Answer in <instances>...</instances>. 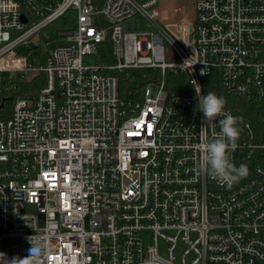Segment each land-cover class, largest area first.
<instances>
[{
	"label": "built area",
	"instance_id": "1",
	"mask_svg": "<svg viewBox=\"0 0 264 264\" xmlns=\"http://www.w3.org/2000/svg\"><path fill=\"white\" fill-rule=\"evenodd\" d=\"M174 2L0 0V105L8 75L47 77L0 117V264H264V118L237 125L228 187L199 171L222 117L202 133L197 110L264 104V0Z\"/></svg>",
	"mask_w": 264,
	"mask_h": 264
},
{
	"label": "clouds",
	"instance_id": "2",
	"mask_svg": "<svg viewBox=\"0 0 264 264\" xmlns=\"http://www.w3.org/2000/svg\"><path fill=\"white\" fill-rule=\"evenodd\" d=\"M226 103L223 97L217 96L214 92L202 94L200 91L197 110L203 113L205 120L201 132L203 133L209 125H214L218 117L222 118L218 120L219 133H214L212 139H206L199 145L201 150L199 171L231 187L246 178L249 170L244 164L237 167L233 163L231 154L235 151L240 136L237 126L240 118L225 112ZM9 264H33V258L31 256L25 259L14 258Z\"/></svg>",
	"mask_w": 264,
	"mask_h": 264
},
{
	"label": "trees",
	"instance_id": "3",
	"mask_svg": "<svg viewBox=\"0 0 264 264\" xmlns=\"http://www.w3.org/2000/svg\"><path fill=\"white\" fill-rule=\"evenodd\" d=\"M56 42V40L50 41L48 43L49 48H52ZM103 54L106 56L108 53L103 52ZM45 56L46 54H43L42 58H45ZM125 74L122 75L123 79L121 80L122 87L124 89L123 93H125V95H129L130 93L132 94L136 90H141L146 84L142 76L137 73H131L132 76H130L129 79L126 78L128 73ZM46 79L47 77L45 73H38L29 74L24 77L18 76L10 86L7 81L4 84L3 95L7 97L6 99H8V101L5 104L4 110L0 112V117L9 118L16 98L37 94L45 85ZM234 108L236 116L240 118V124H242L245 120H249L257 127L264 118V104L257 100L248 102L244 99H239L235 102Z\"/></svg>",
	"mask_w": 264,
	"mask_h": 264
},
{
	"label": "rangeland",
	"instance_id": "4",
	"mask_svg": "<svg viewBox=\"0 0 264 264\" xmlns=\"http://www.w3.org/2000/svg\"><path fill=\"white\" fill-rule=\"evenodd\" d=\"M163 2V5L164 6H167L169 10H173L175 8V2L174 0H161ZM184 1H188V12L189 14H192L193 15V10H192V0H184ZM184 8H186L185 6H183ZM137 20L140 21V27H141V30H147V27H146V22L143 18L141 17H138L136 18ZM52 32V29H45L43 30V35H47V34H50ZM90 60H94L93 58H90ZM10 76L13 80H16V78L18 77L17 74L15 73H12ZM215 77H208L207 80H206V84L208 85V87L212 90H219L221 88V82H220V78H219V70H215ZM31 79V78H29Z\"/></svg>",
	"mask_w": 264,
	"mask_h": 264
},
{
	"label": "water",
	"instance_id": "5",
	"mask_svg": "<svg viewBox=\"0 0 264 264\" xmlns=\"http://www.w3.org/2000/svg\"><path fill=\"white\" fill-rule=\"evenodd\" d=\"M23 19V21L24 22H26V19L23 17L22 18ZM173 31H174V29H172ZM8 101V99H6V98H3V100H2V103H1V105H0V109L2 110V109H4V107H5V103Z\"/></svg>",
	"mask_w": 264,
	"mask_h": 264
}]
</instances>
